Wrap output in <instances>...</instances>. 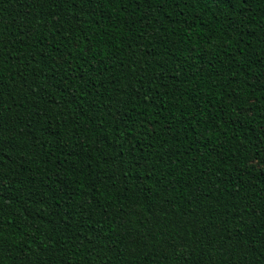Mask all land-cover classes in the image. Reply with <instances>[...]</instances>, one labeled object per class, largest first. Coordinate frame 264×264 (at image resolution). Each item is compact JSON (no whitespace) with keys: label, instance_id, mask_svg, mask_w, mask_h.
<instances>
[{"label":"trees","instance_id":"trees-1","mask_svg":"<svg viewBox=\"0 0 264 264\" xmlns=\"http://www.w3.org/2000/svg\"><path fill=\"white\" fill-rule=\"evenodd\" d=\"M0 264H264V0H0Z\"/></svg>","mask_w":264,"mask_h":264}]
</instances>
